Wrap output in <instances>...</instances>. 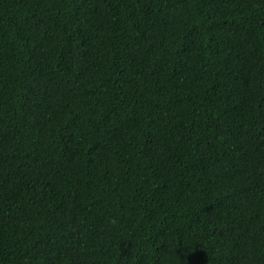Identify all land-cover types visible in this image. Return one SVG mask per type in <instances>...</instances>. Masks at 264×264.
I'll use <instances>...</instances> for the list:
<instances>
[{
	"label": "trees",
	"instance_id": "16d2710c",
	"mask_svg": "<svg viewBox=\"0 0 264 264\" xmlns=\"http://www.w3.org/2000/svg\"><path fill=\"white\" fill-rule=\"evenodd\" d=\"M0 264H264V0H0Z\"/></svg>",
	"mask_w": 264,
	"mask_h": 264
}]
</instances>
